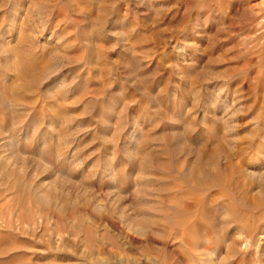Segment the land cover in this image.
<instances>
[{"label": "rangeland", "instance_id": "1", "mask_svg": "<svg viewBox=\"0 0 264 264\" xmlns=\"http://www.w3.org/2000/svg\"><path fill=\"white\" fill-rule=\"evenodd\" d=\"M0 264H264V0H0Z\"/></svg>", "mask_w": 264, "mask_h": 264}, {"label": "bare ground", "instance_id": "2", "mask_svg": "<svg viewBox=\"0 0 264 264\" xmlns=\"http://www.w3.org/2000/svg\"><path fill=\"white\" fill-rule=\"evenodd\" d=\"M184 224V223H183ZM182 226H184V225H182Z\"/></svg>", "mask_w": 264, "mask_h": 264}]
</instances>
